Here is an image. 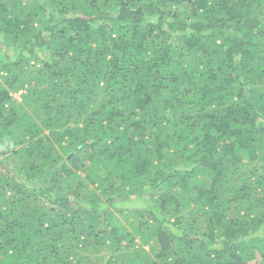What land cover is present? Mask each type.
I'll list each match as a JSON object with an SVG mask.
<instances>
[{
	"label": "trees",
	"instance_id": "obj_1",
	"mask_svg": "<svg viewBox=\"0 0 264 264\" xmlns=\"http://www.w3.org/2000/svg\"><path fill=\"white\" fill-rule=\"evenodd\" d=\"M0 264H264V0H0Z\"/></svg>",
	"mask_w": 264,
	"mask_h": 264
},
{
	"label": "rangeland",
	"instance_id": "obj_2",
	"mask_svg": "<svg viewBox=\"0 0 264 264\" xmlns=\"http://www.w3.org/2000/svg\"><path fill=\"white\" fill-rule=\"evenodd\" d=\"M27 90V88H25V89H21V90H18V91H16V92H12L11 94H12V97H13V99L15 100H17V101H21V99H22V94H24L25 93V91ZM81 174V176H83L84 174L83 173H80ZM92 187H94L93 185H92ZM139 206V205H138ZM125 207H131L130 206V204H123L121 207H119V208H114V207H111V210L116 214V217H117V219H118V221H120V223L122 224V225H124V226H127V221L124 219V216L123 215H125V214H127L128 213V210L127 209H124L123 211H122V213H119V212H117V209H123V208H125ZM204 230V229H203ZM145 248L146 249H148V247L147 246H145ZM104 253H106L105 251H103Z\"/></svg>",
	"mask_w": 264,
	"mask_h": 264
}]
</instances>
